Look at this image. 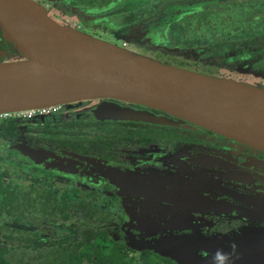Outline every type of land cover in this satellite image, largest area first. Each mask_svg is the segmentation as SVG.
Listing matches in <instances>:
<instances>
[{
	"label": "flooded vegetation",
	"instance_id": "af4514ba",
	"mask_svg": "<svg viewBox=\"0 0 264 264\" xmlns=\"http://www.w3.org/2000/svg\"><path fill=\"white\" fill-rule=\"evenodd\" d=\"M33 1L63 26L80 31L95 30L98 34L105 31L107 34L120 28L131 29L136 23L163 13L169 5H193L213 0L178 3H173L177 0H153L151 5L136 8H129L134 0ZM202 21L199 20V24L202 25ZM127 36L130 46L123 42L122 47L127 53L159 59L148 50L152 49L173 53L168 56L173 59L189 58L178 49L148 45L132 29ZM7 44L0 32V61L13 55ZM100 103L146 111L173 124L141 119H99L94 115V109ZM8 119H13L16 127L3 131V122ZM42 120L46 121L41 125L21 129L20 119H0V138L5 142V153L13 154L12 145H27L23 148L25 151L20 148L16 155L18 173L23 168L20 164L28 160L25 156L30 155L28 163L31 168L38 166L45 172L64 177L55 186L53 181L38 179L40 173L34 170L28 174L30 180L22 183L25 178L20 179L19 175L18 179L6 178L8 170L0 171L2 185L15 189L21 201L20 210L30 212V217L20 223H15L12 217L2 216L0 222L9 220L15 224L34 225L36 222L73 221L72 229L76 235L69 237L66 243L41 248L75 242L77 227L86 224L81 213L85 214L87 203L117 205L115 214L121 218V223L126 220L120 210L121 204H144L143 210L146 211L156 207L162 215L174 211L200 218L207 222L209 235H223L230 242H254L264 238L257 236L264 233L263 150L192 122L181 120L176 124L180 121L177 116L116 98H89L60 104L59 110L46 116L21 119L25 124ZM62 140L68 142L62 143ZM103 145H108L107 149H103ZM28 203L31 207L26 208ZM71 209L74 212L64 218ZM130 211L134 214L132 209ZM144 216L153 219V213ZM31 234L38 238L42 232L38 229ZM230 242L228 244L233 246ZM82 245L77 249L80 250ZM256 257L260 260L244 264H264V252L257 253Z\"/></svg>",
	"mask_w": 264,
	"mask_h": 264
},
{
	"label": "water",
	"instance_id": "95a60500",
	"mask_svg": "<svg viewBox=\"0 0 264 264\" xmlns=\"http://www.w3.org/2000/svg\"><path fill=\"white\" fill-rule=\"evenodd\" d=\"M0 31L23 56L0 61V113L89 98H116L163 110L180 118L176 124L192 122L264 151L261 86L129 56L59 24L33 0H0ZM94 115L173 124L146 111L107 103L97 105ZM135 206L120 205L123 213L132 215V209L133 215L147 219L141 211L145 206ZM183 236L168 232L159 236L158 243L145 239L144 249L175 264H210L214 252L206 247L182 245L187 253L178 251Z\"/></svg>",
	"mask_w": 264,
	"mask_h": 264
},
{
	"label": "rangeland",
	"instance_id": "374dc122",
	"mask_svg": "<svg viewBox=\"0 0 264 264\" xmlns=\"http://www.w3.org/2000/svg\"><path fill=\"white\" fill-rule=\"evenodd\" d=\"M152 1L134 0L129 4V8H136L143 4L151 5ZM262 1L264 0H213L208 2L202 1L193 5H169L163 13L140 21L131 29L137 32L140 37H143L145 42L147 41V44L150 46L181 50L185 53L186 57H189L185 59L187 62L194 60L200 62L202 67L205 65L215 66L217 67V74L221 77L246 81L264 88V45L258 49L245 50L238 49L233 44L234 40L245 36L250 30L253 32H264V6ZM253 5L258 6L262 12L252 17L250 21L244 22L241 16L249 10H254ZM256 7L255 9H257ZM200 19L203 20L201 22L203 23L202 25L199 24ZM206 23L208 24L206 25ZM70 28L83 36L121 50L129 56H137L134 53H127L122 49L123 42H127V45L130 46L127 35H129L131 29L120 28L107 34L103 31L102 33L104 34L101 33V35L95 30L80 31L73 27ZM5 42L6 44L8 43L7 46L13 53V55L8 56L7 61L23 59L22 54L17 50L14 43L6 40ZM221 42H226V45L219 47L211 46L213 43ZM147 59L151 60V58ZM205 69L212 71L208 67ZM45 121L27 122L25 124L20 120V128L24 129L28 126L41 125ZM3 147H5V142L0 138V171L4 169L8 170L6 178L16 179L20 176V179L25 178L22 181L24 183L30 180L28 174L35 170L40 173L38 179L43 178L53 181L55 186L63 181L64 177L58 176L54 172H45L38 166L31 168V163H28L31 158L30 155L25 156L28 160L26 163L20 164L23 168L18 173L17 167H19V163L16 160L18 158L16 155L20 148L23 149L27 145L24 143L12 145L11 151H13V154L5 153ZM124 205L128 208H134L136 207L135 205L145 206L144 204ZM111 208L112 213L114 211V214H111L113 219L104 241L106 243H121L127 246L128 260L132 263H144L146 261L147 254L143 252L146 247L145 239L158 243L160 241L159 236L168 232L180 234L181 236L185 235L180 240L181 242L183 241V244L181 242L178 243V251L187 253V248L182 247V245L202 246L212 250L214 253L217 249H222L224 252L230 254L231 264L250 263L252 260L258 261L260 258L256 257V254L264 252V238L254 240V242H251V240H237L233 241V243L225 236L209 235L207 222L200 218L190 217L188 214L182 215L173 211L165 212L162 215L159 208L152 207L150 208L152 209L151 211L141 208L144 215L145 213L146 215L153 213V219H146L144 217L141 220L139 215H129L121 212L126 216L125 223H121L117 221L115 214L118 212L117 205L111 206ZM129 218L131 219L129 220ZM0 224L2 227L0 230V250L6 252L22 247L34 252L44 246L66 243L69 237L76 235L72 229V225H74L72 220L57 224L36 222L34 225L15 224L14 222L5 220L1 221ZM128 225L143 228L144 230L130 229L127 228ZM166 226L173 228L167 229ZM16 229H21V231L18 232ZM38 229L42 232L40 237L34 238V236H31V233ZM257 236H264V233ZM25 237H29L30 240H25ZM228 242L232 243L235 247L230 246ZM93 244L94 242L85 243L81 246L80 250L90 252ZM81 264L89 263L84 258Z\"/></svg>",
	"mask_w": 264,
	"mask_h": 264
},
{
	"label": "trees",
	"instance_id": "16d2710c",
	"mask_svg": "<svg viewBox=\"0 0 264 264\" xmlns=\"http://www.w3.org/2000/svg\"><path fill=\"white\" fill-rule=\"evenodd\" d=\"M186 1L193 2L195 0H177L173 1V3ZM262 3L264 6V1H262ZM248 7H250V5H248ZM252 7L254 10H249L247 13L241 16L244 22L250 21L252 17L262 12V10H260L258 6L256 7L255 5H253ZM255 7L257 9H255ZM162 9L163 7L160 8V10ZM233 44L238 49L253 50L261 48L264 45V32H253L252 30H250L248 31V33H246L245 36L239 37L238 39L234 40ZM213 45L216 47L224 46L226 45V42L211 44L212 47ZM148 50H150L153 54L159 56V59H151L153 61L206 75L219 76L217 74V67L215 66L205 65L202 67L200 62L194 60L191 62H187L182 57H178V59L168 57L172 56L173 53H162L159 50L152 49ZM160 56H166V58H160ZM174 57H177V55H174ZM206 67L211 68L212 71H210L209 69L206 70ZM2 126L3 131L13 130L16 127V123L13 119H8L3 122ZM40 130L45 131L46 129ZM64 142L67 143L68 141L62 140V143ZM107 146L108 145H103V149H107ZM0 195L2 206V208L0 209V218L1 216L4 218L12 217V220L15 223H20L25 217H30V212L26 213L20 210L19 205L21 201L16 195L15 189L13 187H7L2 185L1 180ZM111 206L114 205L87 203L85 206L86 208L84 210L85 214L81 213L84 218L83 220H85L86 224L85 226L79 225L77 227L78 237L76 238V241L73 242L71 245L54 246L50 248L45 247L38 249L34 252L22 248H15L7 252L0 250V264H81L84 258L89 264H175L172 259L165 257L159 254L158 252L152 251L150 249L143 250V252L147 254L146 261L144 263H132L128 260L127 246L115 242L106 243V241L104 240L108 234V228L113 219L111 214H114V211L112 213ZM29 207H31V204L28 203L26 208ZM73 212L74 209H71L70 213H68V215L66 214L64 218H68V216L71 215ZM76 215H79V212H77ZM116 218L117 221H121V218H119L118 215L116 216ZM79 236H81V239L79 238ZM25 240H30V238L25 237ZM98 240H100L101 242ZM89 242H94L90 252H84L83 250L77 249L80 244L82 245L83 243Z\"/></svg>",
	"mask_w": 264,
	"mask_h": 264
},
{
	"label": "built area",
	"instance_id": "2783aa9c",
	"mask_svg": "<svg viewBox=\"0 0 264 264\" xmlns=\"http://www.w3.org/2000/svg\"><path fill=\"white\" fill-rule=\"evenodd\" d=\"M59 108H60V104H54V105L38 107V108H29V109H23V110L11 111V112H1L0 118L13 117L18 120L26 119L30 117L38 118L53 113L59 110Z\"/></svg>",
	"mask_w": 264,
	"mask_h": 264
},
{
	"label": "clouds",
	"instance_id": "9594fccd",
	"mask_svg": "<svg viewBox=\"0 0 264 264\" xmlns=\"http://www.w3.org/2000/svg\"><path fill=\"white\" fill-rule=\"evenodd\" d=\"M210 264H231L230 254L224 252L222 249H217L211 256Z\"/></svg>",
	"mask_w": 264,
	"mask_h": 264
}]
</instances>
